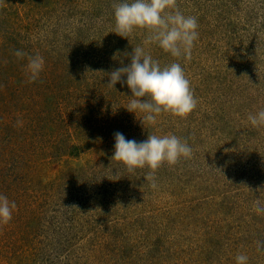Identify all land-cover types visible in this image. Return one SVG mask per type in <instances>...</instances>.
Here are the masks:
<instances>
[{
    "label": "rangeland",
    "instance_id": "rangeland-1",
    "mask_svg": "<svg viewBox=\"0 0 264 264\" xmlns=\"http://www.w3.org/2000/svg\"><path fill=\"white\" fill-rule=\"evenodd\" d=\"M120 2L0 0V195L16 204L0 264H264V127L248 120L264 109V0H177L197 18L191 60L145 50L181 64L197 107L144 127L126 76L108 85L147 35L114 33ZM117 132L172 134L192 155L152 188L149 169L111 160Z\"/></svg>",
    "mask_w": 264,
    "mask_h": 264
},
{
    "label": "clouds",
    "instance_id": "clouds-1",
    "mask_svg": "<svg viewBox=\"0 0 264 264\" xmlns=\"http://www.w3.org/2000/svg\"><path fill=\"white\" fill-rule=\"evenodd\" d=\"M115 31L128 39L134 33H146L143 46L132 49L131 61L110 73L108 85L114 86L126 76L131 98L126 108L131 113L144 114V124L155 125L157 117L167 113L181 119L189 116L197 107L189 79L180 63L173 62L161 66L158 60L146 52L148 45L156 44L174 58L191 60L192 50L199 37L197 18L185 16L180 11L177 0H123L113 5ZM15 55L23 58L25 53L17 50ZM44 60L41 56L28 57L27 70L29 82H34L43 71ZM136 116V115H135ZM248 120L253 127H264V109L250 114ZM114 154L111 160L119 162L127 172L149 169L146 179L156 188L155 173L165 163L174 166L183 157L190 158L191 147L175 135H148L143 142L128 140L117 132L114 134ZM15 202L0 195V224H8L12 219ZM255 212L264 213V204L255 202ZM246 255H238L236 264H247Z\"/></svg>",
    "mask_w": 264,
    "mask_h": 264
}]
</instances>
